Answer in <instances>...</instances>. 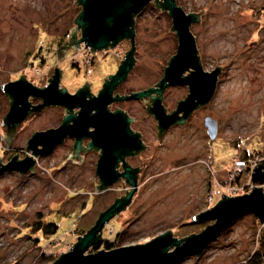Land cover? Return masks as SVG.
<instances>
[{
	"label": "rangeland",
	"instance_id": "1",
	"mask_svg": "<svg viewBox=\"0 0 264 264\" xmlns=\"http://www.w3.org/2000/svg\"><path fill=\"white\" fill-rule=\"evenodd\" d=\"M176 2L187 13L204 9L191 30L204 69L222 65L217 92L208 105L209 114L219 123L218 138L204 140V157L197 156L202 151L201 139L182 146L171 145L168 139L147 177L158 176L142 183L132 204L103 229V237L119 246L146 243L169 229L178 238L199 233L214 221L195 222L192 218L214 206L222 193L235 196L232 194L254 189L249 186L244 192L240 187L251 183L252 174L247 170L238 177L239 186L233 185L235 192L230 191L228 180L235 160L249 153L246 159L250 158L254 167L264 158V0ZM161 9L153 0L135 17L137 61L126 86L155 83L163 76L167 60L177 52L178 35L170 30L172 16ZM81 10L82 5L74 0H0V157L4 163L17 152L22 158L31 155L26 148L29 137L52 122L44 113L23 120L7 146L2 119L10 103L2 84L26 74L30 81L42 85L58 65L63 70L62 84L69 89L86 77L99 86L101 79L93 77L113 71L129 48V43L122 41L99 50L94 65H85L88 57L74 48L59 59L55 51L69 39ZM76 58L79 67L74 65ZM203 131L194 124L187 133L193 138L202 136ZM52 163V158L37 157L35 172L0 176V264L52 263L62 251H69L82 235L81 229L88 230L99 212L126 189L115 186L97 195L93 169L57 171L51 168ZM48 222H57V229L46 234L37 228ZM95 251L92 247L86 253ZM178 264H264V224L253 212L242 215L200 256H188Z\"/></svg>",
	"mask_w": 264,
	"mask_h": 264
},
{
	"label": "water",
	"instance_id": "2",
	"mask_svg": "<svg viewBox=\"0 0 264 264\" xmlns=\"http://www.w3.org/2000/svg\"><path fill=\"white\" fill-rule=\"evenodd\" d=\"M151 1L153 0H74L75 3L82 5V10L74 20L77 25L73 27L69 39L57 49L59 57H63L70 48L78 50L83 44L90 47L93 52L110 49L126 38L131 40L132 47L127 51L118 70L110 75V80L105 82V87L99 96L90 100H86L88 94L86 88H81L77 94L68 92L66 88H59L62 76V69L59 66L49 79L48 87L37 86L28 79L26 74L2 84V90L8 96L10 103L9 110L2 119V125L7 128L6 135L2 138L5 139L7 146H10L15 138L18 125L28 117L30 111H37L50 104H60L65 106L69 113L66 114L63 124L58 128L37 130L33 133L26 146L27 150L32 151L31 155L26 153V156L22 158L17 152L6 163L0 157V176L7 172H18L21 175L35 172L37 157L52 150L67 135L76 137L75 153L79 155L80 150L83 149V137L88 136L92 138L90 148L94 146L103 148L97 169L102 184L97 187V191L102 192L115 183L119 177L115 169L116 162L132 153L134 148L140 149L142 145L136 142L137 135L133 134L127 125L118 128L119 120L126 114L121 110H117L116 113L108 112L107 104L112 99L122 98L120 96L112 98L111 93L115 86L128 76L135 64V17ZM156 1L157 6L162 7L161 10H168L172 16L173 25L170 30H175L178 35L177 52L167 60L168 66L164 65L165 72L159 82L161 86L159 89L151 88L133 93L132 96L142 97L152 91L161 92L170 85L190 86V94L180 101L178 110L173 114L165 112L161 105V98L157 100L153 110L160 119L162 127H167L177 121L180 111H185L184 116L180 117L183 122L185 116H188L198 105L211 100L222 65H217L211 71L204 69L196 37L191 30V25L200 21L204 9L187 13L176 0ZM79 30L81 31L80 37L78 36ZM189 69H191L190 74L185 76V72ZM30 96L40 97L44 101L41 104L32 105ZM78 106L81 107L80 114L75 116L73 109ZM93 109L97 111L94 115H90ZM70 121H73V124ZM90 126H95L96 130L88 131ZM206 126L210 137L215 139L218 134V121L209 115L206 117ZM134 138L136 143L133 142ZM126 148L129 149L126 150ZM261 160L262 162L254 166L255 170L251 178L254 183L260 185H254L251 192L242 195L230 196L222 193V198L214 206L192 218L195 222L214 221L199 233L193 232L188 236L178 238L169 229L146 243L122 245L112 249L102 248L87 254L86 252L94 245L107 240L103 237L104 227L117 214L127 209L133 201L138 184L135 179H132V169L128 167L123 175L132 180L125 197L117 199L102 211L95 224L84 234L77 236V242L71 246L72 248L67 252L62 251L61 255L50 264H178L188 256H200L236 218L253 212L264 224V190L262 187L264 185V158Z\"/></svg>",
	"mask_w": 264,
	"mask_h": 264
},
{
	"label": "flooded vegetation",
	"instance_id": "3",
	"mask_svg": "<svg viewBox=\"0 0 264 264\" xmlns=\"http://www.w3.org/2000/svg\"><path fill=\"white\" fill-rule=\"evenodd\" d=\"M137 35V33H136ZM81 35H79L80 37ZM68 40V39H67ZM65 40L63 44L67 41ZM122 41H126L129 43V48H127L125 54L121 57V60L119 61L118 65L115 67L113 71L104 73L102 76L99 74L98 76H94L93 79H101V82L99 86H94L95 80L93 81L90 78L83 79V82L79 86H75L73 89H69L67 86H64L62 84V76H63V70H62V76L60 81L59 88H66L68 92L72 94H77L78 91L81 88H86L88 94L86 95V100H90L94 97H98L100 92L105 87L104 84L107 80H110V75L114 74L118 68L120 63L122 62L123 58L125 57L127 51L132 47L131 40L129 38L123 39ZM121 41V42H122ZM120 42V43H121ZM136 43V50H135V63L137 61L136 59V52L138 50L137 48V42ZM62 45V44H61ZM60 48V46H59ZM58 48V49H59ZM83 52V55L85 54L86 57H88V64L85 65H94L97 52L98 51H92L90 48L86 47L84 48L83 45L78 49V51ZM79 54L77 53V56ZM105 55H107L105 53ZM56 56L60 59L62 57H59V50H57ZM83 57V56H82ZM74 65H77L79 67L80 62L79 58H76L74 60ZM58 67V65H55L53 68V71L50 72V74L47 76V79L44 80V83L40 85L39 83H34L39 87H48L50 84V78L54 75L55 69ZM165 72V70H164ZM163 72V75H164ZM191 69L185 72V76L190 74ZM129 74V73H128ZM163 77V76H162ZM162 77L156 81L153 84H149L148 86H126L125 82L127 80V77L120 82L115 88L113 89L111 93V97H117L120 96L122 98L120 99H112L107 104V110L110 113H116L117 110H121L126 115L125 117L121 118L118 123V128L123 127L124 125H127L130 131L133 134H136V139L138 143L142 145L140 149L134 148L132 150V153L125 155L121 160L117 161L115 164V169L119 173L118 179L115 181L113 185L108 187L107 189L103 190L102 192L95 193L97 195L104 194L108 191H111L114 189L115 186H121L125 187L124 192H120L119 194H116L112 201L99 212L97 219L102 211L107 209L110 205H112L117 199L125 197L127 194L129 188L131 187L130 181L132 179H135L139 186L146 183V181H150L151 178H156L158 176L156 173L151 174L149 177H147L150 173L149 170L151 169L154 164L157 163L159 154L162 148L168 145V139H170V144L174 146L175 145H185L192 142L197 143L200 140L201 146L200 150L202 151L197 154V156L204 157L207 153V143H204V140L208 141V136L210 137L208 133V127L206 126V117L211 115L208 112V105L209 103L214 99L215 94L217 92L218 86H216L215 93L211 100L207 103L198 105L188 116H185V120L181 122L180 117L184 116L185 111L182 110L179 112L177 116V121L172 123L171 125L167 127H162L160 119L156 116L155 111L153 110L156 107V102L159 98H161V105L165 109V112L167 114H173L178 110L179 103L181 100H184L188 97V95L191 92V88L188 85H170L167 86L163 91H152L146 96L142 97H133V93L141 92L144 90H148L151 88L159 89L161 86L159 84ZM18 79V78H17ZM16 80V79H14ZM32 82V81H31ZM87 85V86H85ZM180 94H179V93ZM179 94V95H178ZM30 101L32 102V105H38L43 103V99L37 96H30ZM81 107H75L73 109V113L75 116L80 114ZM97 109H93L90 113V115H94L96 113ZM48 114L49 120L51 125H47L46 127H43V131L48 130L50 128H58L61 126L64 122V118L66 114L69 113V110L60 104H50L46 105L43 108L37 110V111H30L28 117L24 121L32 120L33 118L37 117L39 114ZM50 113V114H49ZM212 116V115H211ZM213 117V116H212ZM216 119V118H215ZM196 120V123L194 122ZM71 124H73V121H70ZM196 124L197 127L200 130H204L203 133H201L202 136H195L191 137L187 133L188 129L193 127V125ZM219 124V123H218ZM6 127V126H5ZM7 130V128H6ZM96 130L95 126H90L88 128V131L94 132ZM178 132V133H177ZM218 133H219V126H218ZM17 135V133H16ZM15 135V137H16ZM33 134H31L32 136ZM29 137V139L31 138ZM212 139L210 137V140H216ZM28 139V141H29ZM133 139V142L136 140ZM92 138L88 136H84L82 140V146L83 149L80 150L79 155L75 153V143H76V137H73L71 135H67L63 141L58 143L55 147H53L52 150L48 152H44L38 157L50 159L52 158V169H56L57 171H65V170H73L76 168H85L89 167L90 169H93L94 175L92 178V183H94V187L97 190V187L102 184V180L100 176L97 174V169L100 164V159L103 154V148L98 147H89V144L91 142ZM28 144V143H27ZM129 148H126L128 150ZM207 155V154H206ZM132 169L133 177L132 179H128L125 175H123V172L126 171L127 168ZM152 170H154L152 168ZM137 189V190H138ZM132 204V203H131ZM96 219V220H97ZM95 220V222H96ZM93 223V225L95 224ZM92 225V226H93ZM91 226V227H92ZM90 227V228H91Z\"/></svg>",
	"mask_w": 264,
	"mask_h": 264
},
{
	"label": "built area",
	"instance_id": "4",
	"mask_svg": "<svg viewBox=\"0 0 264 264\" xmlns=\"http://www.w3.org/2000/svg\"><path fill=\"white\" fill-rule=\"evenodd\" d=\"M84 48H85V46H84ZM88 48H90V47H88ZM252 163L253 162H251L250 158L249 159L243 158V159L235 160L233 169L231 170V173H230V175H231L230 179L228 180L229 181L228 185H229L230 191L232 193L235 192V189H237L236 186H239L238 185V177L242 173H244L247 170H250L251 174H252V172H254L255 168L251 167ZM254 163H256V162H254ZM255 165L256 164H253L252 166H255ZM233 185H236V186H233ZM249 186H251V189L254 188V182L252 179H251V183H248L247 185L244 184L243 186H240V187L244 190V192H246L245 188L249 187ZM232 195H236V194L234 193ZM210 199H212V197Z\"/></svg>",
	"mask_w": 264,
	"mask_h": 264
},
{
	"label": "trees",
	"instance_id": "5",
	"mask_svg": "<svg viewBox=\"0 0 264 264\" xmlns=\"http://www.w3.org/2000/svg\"><path fill=\"white\" fill-rule=\"evenodd\" d=\"M248 155H250V154L248 153ZM248 155L246 154L245 158H247ZM39 225L40 226H38L37 228H43V230L46 234L55 231L58 227L57 222H48V223L43 224V225H41L39 223ZM86 231H87L86 229H81L80 234H84ZM101 245L105 247L104 249H112V248L119 246L115 243V241L106 240V241H104L103 244L97 243L96 245L93 246V248L97 251V250H99V248H101Z\"/></svg>",
	"mask_w": 264,
	"mask_h": 264
}]
</instances>
